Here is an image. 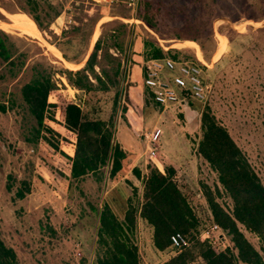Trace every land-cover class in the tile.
<instances>
[{
    "label": "rangeland",
    "instance_id": "374dc122",
    "mask_svg": "<svg viewBox=\"0 0 264 264\" xmlns=\"http://www.w3.org/2000/svg\"><path fill=\"white\" fill-rule=\"evenodd\" d=\"M33 1L38 5L32 0H0V30L10 35L15 55H22L25 62L21 69L11 70L0 59V235L15 251L17 264H96L105 202L117 199L113 207L123 218L126 199L133 193L130 185L137 187L140 197L143 193V183L132 172L111 181L108 167L97 176L70 180L71 161L65 154L73 155L77 136L65 126L62 104L49 109L40 127L22 97V88L37 72L50 75L68 100L90 118L112 124L114 142L126 147L131 168L146 176L154 163L161 169L175 167L177 182L199 223L194 238L188 236L187 249H193L204 239L201 232L215 224L204 187L222 189L217 174L198 155L204 111L211 109L264 184V0H153L159 9L158 34L142 20L143 12L132 15L124 7H99L89 13L79 9L69 20L60 18L63 8L56 0ZM4 23L14 30L4 29ZM102 35L104 49L112 47L123 68L114 77L116 87L86 96L73 89L62 73L83 68ZM112 35L117 36L121 53ZM147 39L170 51L166 57L192 62H197L196 49L201 48L203 56L198 53V58L208 64L206 76L212 82L207 102L164 110L139 83L135 88L142 115L136 116L131 102L132 111L122 113L129 82L125 61L137 53L143 55ZM107 63L105 68L114 73ZM131 97L137 105L135 94ZM155 127L163 135L152 143L149 134ZM26 189L24 199H18L17 191ZM222 195L217 201L231 208V199ZM240 229L260 250L258 237L241 225ZM215 235H222L225 245L233 247L227 232L220 229ZM135 242L142 264H168L180 254L171 247L156 250L153 229L141 218ZM199 256L196 250L191 264H202Z\"/></svg>",
    "mask_w": 264,
    "mask_h": 264
},
{
    "label": "trees",
    "instance_id": "16d2710c",
    "mask_svg": "<svg viewBox=\"0 0 264 264\" xmlns=\"http://www.w3.org/2000/svg\"><path fill=\"white\" fill-rule=\"evenodd\" d=\"M32 3L38 5L33 0ZM154 5L153 0H143L139 12H143L142 20L158 34L156 19L159 9H155ZM33 19L42 29L38 19L35 17ZM111 37L115 41L114 47L121 53L119 49L121 47L116 43L117 36ZM103 43L102 35L83 68L77 71L65 70L62 73L73 89L84 92L86 96L97 91L108 92L118 85L114 77L121 74L123 62L111 53L112 47L104 49ZM14 47L10 35L0 30V59L11 70L17 67L21 69L25 65L23 56L15 55ZM143 49V55L137 53L125 61L129 65V82L126 104L122 107L124 115L132 110L129 107L130 102L136 111L137 108H141L139 93L135 88L140 82L131 69L134 66H141L145 76L143 59L144 61L163 59L170 53L164 51L158 42L149 39L143 41ZM103 63L111 66L114 73L111 74ZM21 93L40 127L44 126L49 109L57 108L58 104H62L65 126L77 136L73 155L64 153L71 161L70 180L80 181L90 175L97 176L108 167L111 181L125 177L132 170L136 179L143 183L141 197L138 195L137 187L130 185L133 193L126 199L123 218L113 207L115 204L118 205L117 199L113 198L105 202L99 218V248L96 264H142L135 242L138 218L153 229V244L160 252L171 247V236L175 233L183 234L187 240L188 236L194 238L199 226L198 219L177 182L176 170L173 167L161 169L154 163L152 167H148V174L142 179L140 170L131 168L123 146L114 142L112 124L90 118L80 105L68 100L48 74L37 72L22 88ZM132 94H135L137 105L131 97ZM1 109L5 111L6 107L3 105ZM201 130L202 139L198 146V155L217 174L218 183L222 188L216 187L212 191L205 186V198L215 224L227 232L233 247L219 251L211 247L206 239H202L193 249L186 248L185 251H180V254L168 264H191L195 261L196 250L199 252L202 264H264V184L246 155L232 139L228 130L219 123L211 109L202 113ZM40 134L38 132L37 136L39 137ZM8 189L11 190L12 187L8 186ZM27 190L17 191V198L24 199ZM224 193L232 201L231 208H226L217 201ZM240 225L247 232L258 237L260 250L247 239ZM0 264H17L15 251L5 245L1 235Z\"/></svg>",
    "mask_w": 264,
    "mask_h": 264
},
{
    "label": "built area",
    "instance_id": "2783aa9c",
    "mask_svg": "<svg viewBox=\"0 0 264 264\" xmlns=\"http://www.w3.org/2000/svg\"><path fill=\"white\" fill-rule=\"evenodd\" d=\"M62 5L60 18L73 20L76 11L84 9L89 13L95 8L124 7L131 11L132 15L139 12L143 0H56ZM63 28V27H62ZM67 29V26L65 27ZM55 29V27H53ZM60 29V28H59ZM59 30L56 28L55 32ZM198 53L203 56L201 48L196 49L197 62L170 57L153 59L144 64L145 76L143 87L155 105L162 109H168L178 105H187L190 102H207L212 90V82L206 76V64L198 58ZM162 136V129L155 127L149 134L150 141L157 143ZM221 228L214 224L209 229L201 232V237L208 241L211 247L219 248L226 246V238L215 233ZM189 247V241L181 233L171 236V248L182 251ZM224 251V250H223Z\"/></svg>",
    "mask_w": 264,
    "mask_h": 264
},
{
    "label": "crops",
    "instance_id": "0c3cea01",
    "mask_svg": "<svg viewBox=\"0 0 264 264\" xmlns=\"http://www.w3.org/2000/svg\"><path fill=\"white\" fill-rule=\"evenodd\" d=\"M131 72L134 73L135 78H137L140 83H143L142 81H143V77H144V71H143V68L141 66H134L133 69H131ZM138 99H139V97H138ZM139 101H140V99H139ZM140 103H141V101H140ZM135 113H136V116L140 117L142 115V107L137 108V111ZM162 135H163V130H162ZM123 148H124V150L126 149V147H123ZM173 168H175V167H173ZM130 172H132V170ZM146 176L144 175V173H142V179H143V177H146Z\"/></svg>",
    "mask_w": 264,
    "mask_h": 264
},
{
    "label": "bare ground",
    "instance_id": "6f19581e",
    "mask_svg": "<svg viewBox=\"0 0 264 264\" xmlns=\"http://www.w3.org/2000/svg\"><path fill=\"white\" fill-rule=\"evenodd\" d=\"M3 25H4V26H3ZM1 26H3V28H4V27H12V29L14 30V27H13V26H11V25H9V24H6V23L2 24ZM1 28H2V27H1ZM4 29H6V28H4ZM6 30H7V29H6ZM13 30H12V31H13ZM97 37H98V32H97L96 35H95V38H94L93 44L95 43ZM202 60H203V59H202ZM203 63H204V64H207L204 60H203ZM66 64L72 66L71 63L66 62ZM207 65H208V64H207Z\"/></svg>",
    "mask_w": 264,
    "mask_h": 264
},
{
    "label": "water",
    "instance_id": "95a60500",
    "mask_svg": "<svg viewBox=\"0 0 264 264\" xmlns=\"http://www.w3.org/2000/svg\"><path fill=\"white\" fill-rule=\"evenodd\" d=\"M87 61H88V59H87ZM87 61H86V62H87Z\"/></svg>",
    "mask_w": 264,
    "mask_h": 264
}]
</instances>
